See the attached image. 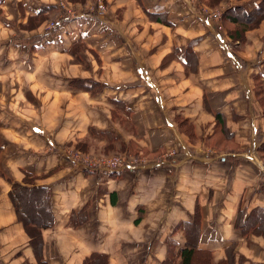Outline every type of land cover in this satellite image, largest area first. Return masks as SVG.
I'll use <instances>...</instances> for the list:
<instances>
[{
    "label": "crops",
    "instance_id": "obj_1",
    "mask_svg": "<svg viewBox=\"0 0 264 264\" xmlns=\"http://www.w3.org/2000/svg\"><path fill=\"white\" fill-rule=\"evenodd\" d=\"M260 1L0 0V264H84L94 253L104 264H185L187 246L214 264L228 253L264 264V234L238 226L240 211L264 207V20L235 40L222 23L227 9ZM44 7L45 20L23 28ZM79 79L104 90L70 86ZM66 144L133 147L145 163L77 169ZM27 174L51 190L55 222L39 252L10 198ZM196 221L193 240L182 224Z\"/></svg>",
    "mask_w": 264,
    "mask_h": 264
},
{
    "label": "trees",
    "instance_id": "obj_2",
    "mask_svg": "<svg viewBox=\"0 0 264 264\" xmlns=\"http://www.w3.org/2000/svg\"><path fill=\"white\" fill-rule=\"evenodd\" d=\"M202 1L212 7L217 6L222 0ZM45 11H47L46 7L41 10L39 15L30 17L28 24L23 26L31 27L40 24L46 18L44 16ZM263 20L264 0L260 1L251 10L243 5L233 6L227 9L222 17V23L224 27L228 30L227 32L229 36L234 40L244 38L246 31L257 27ZM72 84L74 88L85 90L92 94L100 93L104 89L101 83L97 81H90L88 79L72 81ZM262 101H264V97H262ZM113 103L117 104L119 102L113 101ZM216 119L218 121L219 132L224 135V138H226L229 135V132L225 127L224 116L222 114H217ZM178 121L180 122L181 128H183V130L188 133L191 138H194V126L187 124V121H184L181 118H178ZM221 137L217 135V138H214L215 141H213L212 144L215 147L220 143H223V139ZM258 151L261 159L264 161V142L259 145ZM132 152L134 155L139 154L133 149ZM92 155L97 156V154ZM30 175H26L23 183L14 182L12 184L10 198L14 204L18 220L24 225L26 232L31 238L32 245L34 246L35 250L39 252L43 242L42 229L52 227L55 222V217L51 205V190L45 186L34 185L36 176L31 175L30 178ZM81 215L83 216V214ZM238 226L242 228L245 234L250 230L256 234H264V207H256L249 214L245 211H240ZM182 227L186 229V232L188 231V233H190V236L193 238V240L198 237L200 233V226L197 221L194 223H183ZM180 254L185 264H214L212 262V255L210 251H199L197 248L187 246L186 248L182 249ZM173 256V250H171L170 256L168 258L170 259V262H173L171 261ZM103 258L104 256H101V254L94 253L90 258L86 259L84 264H104ZM232 261L233 257L228 253L227 259L220 264H233Z\"/></svg>",
    "mask_w": 264,
    "mask_h": 264
},
{
    "label": "built area",
    "instance_id": "obj_3",
    "mask_svg": "<svg viewBox=\"0 0 264 264\" xmlns=\"http://www.w3.org/2000/svg\"><path fill=\"white\" fill-rule=\"evenodd\" d=\"M171 155L174 154L171 153ZM78 158H80L79 162L83 168L93 172L106 173L120 172L145 163L144 157L134 155L94 156L87 154L84 157ZM261 169L264 173V161L261 162Z\"/></svg>",
    "mask_w": 264,
    "mask_h": 264
},
{
    "label": "rangeland",
    "instance_id": "obj_4",
    "mask_svg": "<svg viewBox=\"0 0 264 264\" xmlns=\"http://www.w3.org/2000/svg\"><path fill=\"white\" fill-rule=\"evenodd\" d=\"M101 5V6H100ZM99 5V11L101 12V13H104V10H106V5L105 4H100ZM60 15V13H58V14H56L55 15V17H54V19H56L57 18V16H59ZM23 26V25H22ZM23 28H25L24 26H23ZM74 57L75 58H73V57H71V58H69V59H76V61H79L80 60V56L79 55H74ZM68 59V58H67ZM78 59V60H77ZM49 66H51V67H57V57L56 58H53L52 59V61L50 62V64H49ZM60 71V70H59ZM62 72V71H61ZM66 75V78L67 79H70L71 78V76H72V74H71V72H66V73H61V75ZM73 78V77H72ZM74 79V78H73ZM72 81H74V80H71V83H70V86L71 87H73L74 88V86H73V84H72ZM104 90V89H103ZM52 92V91H51ZM103 92V91H102ZM53 93V92H52ZM50 95V94H49ZM53 95L54 96H56L55 95V93H53ZM39 101H40V103H42V100L39 98ZM51 103H52V101H51ZM50 103V104H51ZM63 148H64V156H65V160L66 161H68L69 162V164H70V166L71 167H74V168H77V169H82V170H84L85 168H83L81 165H80V162H79V159L80 158H78V157H84L85 155H87V154H90V155H92L91 153H89L87 150L86 151H84V149L82 148V147H80V146H71V145H68V144H66V145H63L62 146ZM131 149H133V150H136V149H134L133 147L131 148ZM137 151V150H136ZM139 154L141 153L140 151H137ZM100 155H102V156H113V155H109V154H100ZM99 154H97V156H100ZM124 155H134V154H130V153H127V154H124ZM140 156H146V155H140ZM149 156V155H148ZM148 159H150V157L148 158ZM77 161V162H76ZM85 170H87V169H85ZM102 174H104V173H106V172H101ZM114 173H117V172H114ZM109 174H111V173H109Z\"/></svg>",
    "mask_w": 264,
    "mask_h": 264
}]
</instances>
